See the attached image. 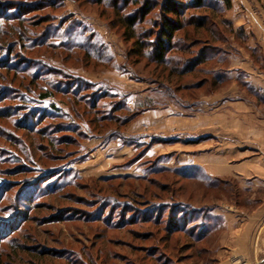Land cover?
Listing matches in <instances>:
<instances>
[{
	"label": "rangeland",
	"instance_id": "obj_1",
	"mask_svg": "<svg viewBox=\"0 0 264 264\" xmlns=\"http://www.w3.org/2000/svg\"><path fill=\"white\" fill-rule=\"evenodd\" d=\"M157 1L0 0V264H207L191 235L218 227L213 210H251L264 198L236 178L232 193L182 178L168 156L148 153L154 141L121 125L152 93L158 106L175 105L171 90L158 87L202 77L167 80L169 71L191 69L196 46L171 51L161 65L141 54L151 47L128 38L124 24L135 14L143 17L136 32L160 31L159 7L145 10ZM237 1L264 8V0H230L225 17ZM198 11L185 9L183 21ZM184 32L198 36L189 27L174 39ZM206 89L180 90L177 101ZM250 246L242 264H264L261 237Z\"/></svg>",
	"mask_w": 264,
	"mask_h": 264
},
{
	"label": "crops",
	"instance_id": "obj_2",
	"mask_svg": "<svg viewBox=\"0 0 264 264\" xmlns=\"http://www.w3.org/2000/svg\"><path fill=\"white\" fill-rule=\"evenodd\" d=\"M257 11L247 1H237L229 10L226 18L243 38L239 44L229 43L233 51L228 53L227 73H214L223 82H207L206 94L185 104L144 109L127 129L140 142L154 141L148 153L168 156L167 163L177 171L236 178L240 188L250 186L254 193L264 190V8ZM186 84L191 90L201 88L195 80ZM256 203L251 210L229 205L213 210L222 227L210 241L212 264L245 262L255 234L264 247V198Z\"/></svg>",
	"mask_w": 264,
	"mask_h": 264
},
{
	"label": "trees",
	"instance_id": "obj_3",
	"mask_svg": "<svg viewBox=\"0 0 264 264\" xmlns=\"http://www.w3.org/2000/svg\"><path fill=\"white\" fill-rule=\"evenodd\" d=\"M222 1L225 5H221L218 7L209 6L208 3H206L207 1L205 0H162L160 3H158V1L155 3L149 2L145 5V10H147V12L151 11L156 6L159 7L158 14L161 18V21L159 23L157 22V20H154L153 23L157 28H160V31L158 33L151 31V33L149 34L148 32L143 34L141 32H136V30L134 29L136 18L139 19L140 22H142L143 17H137L138 15L135 14L132 19L127 18L125 21L126 24H124L126 27H128V38L133 39L134 44H139L137 46H139L141 49L151 47V51H143V53L141 54H143L144 57L151 59L152 62H155V64L161 65L167 63L168 57H166V55L171 51L184 53L187 52L189 48H191V50H193L195 46L198 48L197 52L191 51V60L193 63L190 67L191 69H179L175 72L169 71L172 73H166L167 80L173 78L183 79L184 77L189 75H193V77L196 78L197 75L199 77L201 74L202 77L195 79V86H197V84L204 85L207 82L212 85L223 82L224 79L219 76H217V79L215 80L214 73H227L228 53L232 51L229 48V36H239V33L234 31L232 23L225 17L224 10H222L223 8L229 6L230 0ZM185 9H196L202 11L200 13L198 11L196 18L190 16L185 22L183 21V17L186 15ZM217 16L219 17V19L217 18ZM189 27H191L194 32L197 33V37H195L193 40H189L190 38H187L186 33L184 32L185 34L182 37L174 39L177 32L185 30ZM149 35H153L155 39H147V36ZM203 35H205V37ZM181 40H184L185 42L183 44H179ZM203 51L208 53H206L205 55ZM209 62L210 64L214 63V65L212 64V66L208 69L204 66V64H207ZM195 67H197L198 69L196 70ZM162 87L171 90L172 94L176 96L175 104L178 105L187 103L177 101L182 98L181 96H179L180 90H191L192 88L191 84L181 83L175 88L161 86L155 90H152H154V92H156V90H159V92H161ZM42 96L48 95L46 93ZM140 102L146 103L149 106H145L144 104H142L138 109L134 110L126 120L122 121V126L128 125L129 122L133 120L137 115H139L144 109L158 106V101L155 93H152L150 96H148V98ZM117 132H121L120 129H117ZM175 171L177 174L181 175L182 178L206 179L207 181H210L211 187L213 188H218L219 186L224 189L227 188L229 189L230 193L239 190V187L236 183H234L235 181L232 179H211L207 176L198 174L196 171H192L191 169L178 171L175 169ZM250 203L253 202L250 201ZM211 217L213 220H217V222L219 223L218 227H213V224L215 222L212 221V225L207 228V230L201 232L198 231L197 235L194 236L191 235L193 243L204 244L197 247V253H203L205 256H207L205 259V262L207 264H212V256L209 249V246L211 245V238L213 236H215L216 238L222 227V221L220 217L213 215ZM219 219L220 221H218ZM191 255L192 253H190L188 256Z\"/></svg>",
	"mask_w": 264,
	"mask_h": 264
}]
</instances>
